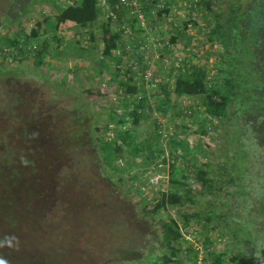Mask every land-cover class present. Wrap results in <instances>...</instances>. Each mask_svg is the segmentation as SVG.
<instances>
[{
    "label": "trees",
    "instance_id": "16d2710c",
    "mask_svg": "<svg viewBox=\"0 0 264 264\" xmlns=\"http://www.w3.org/2000/svg\"><path fill=\"white\" fill-rule=\"evenodd\" d=\"M67 1L52 5L55 8L51 15L42 13L45 15L25 35L8 37L0 33V44L8 48V53L0 48L1 59L5 61L18 56L33 60L34 65L47 67L48 58L58 59L59 48L53 47V43H61L62 29L69 25L88 29L103 14L102 0H72L71 4ZM105 1L104 6L117 16L116 21L108 18L101 24L102 66L96 74H103L112 65L114 76L111 79L115 81L120 72L116 66L119 61L116 52L120 48L121 34L110 25L119 21L120 15L114 9L119 0ZM30 3L38 4L24 0L22 9L27 10ZM146 5L147 8L151 6ZM192 9L201 13V19L205 18L207 23L209 16L213 21L208 40L222 48L218 74L209 83L203 65L190 64L179 69L174 76L173 89L164 80L158 84L157 109L165 114L172 103L170 96L175 99L199 98L198 107L191 108L189 116L200 111L205 119L217 120L226 126L227 141L222 148L226 158L217 162L214 168L209 162L197 165L193 154L187 151L186 142H178L174 152L170 153L172 162L167 191H158L148 203L144 202L146 199H139L137 204L142 217L130 219L129 216L132 223L115 219L105 226L104 231L109 232L110 239L101 247L116 260L114 264H179L183 254H187L188 264H194L196 251L187 243L184 233L190 232L199 221L211 231L220 230V235L229 243L233 241L231 249L211 252L205 264H256L246 255L243 245L247 242L255 246L257 240L264 239L263 232L253 231L254 222L258 224L254 220L255 200L264 191V0H196ZM16 12L12 23L19 20L21 8ZM88 34L93 43L92 32ZM171 40L174 42V37ZM244 68L246 70L242 72ZM4 72L0 70V73ZM63 76L64 87L67 74ZM129 81L117 80L116 83L124 97L134 91V85ZM101 94L94 90L87 93L89 96ZM67 95L72 101L76 100L68 114L76 129L64 136L53 134L49 137L51 144L48 147L40 144L37 135L23 130L17 135L21 147L7 148L4 144L0 153V264H98L103 252L97 250L93 260H88L91 251L81 242L82 231L74 223L70 227L64 224H69L72 211L64 214L62 209L63 195L71 192L65 193L62 183L72 184V192L81 195L76 198L81 213L95 202L92 196L97 197V194L92 188L96 181L109 182L113 196L120 198L125 210L131 211L128 207L133 199L130 191H134L139 181L140 163L162 153L156 151L154 154L148 141L143 140V143L137 135L136 128L147 119L144 96L134 98L129 109L124 106L122 115L108 114L105 130L114 128L113 137L109 138L99 133L90 101L71 92ZM256 96L262 108L260 111L257 108V112L254 108ZM244 97L246 105L241 102ZM84 122L87 125H82ZM78 125L82 126V131ZM215 128L206 124L197 134L203 136ZM0 135L5 141L6 138ZM24 144L35 147H23ZM179 148L183 150V164L177 155ZM176 167L178 173L174 171ZM135 192L139 195V190ZM234 199H238L239 209L234 214H221L220 210L233 207ZM170 209L176 210L175 217L169 215ZM149 218L152 222L146 221ZM221 218L225 220L224 226L220 224ZM144 226L151 230V235L148 229H142ZM244 229H247L246 233ZM121 236L126 237V246L111 245L112 240ZM62 238L68 239V243H62ZM211 241L206 235L204 244L207 246Z\"/></svg>",
    "mask_w": 264,
    "mask_h": 264
},
{
    "label": "rangeland",
    "instance_id": "374dc122",
    "mask_svg": "<svg viewBox=\"0 0 264 264\" xmlns=\"http://www.w3.org/2000/svg\"><path fill=\"white\" fill-rule=\"evenodd\" d=\"M23 1L0 0L1 35L8 37L16 34L25 35L45 14L51 15L54 12L52 8H55L53 7L55 3L62 5V0H32L38 4L30 3L28 9L24 10L22 9ZM195 1L126 0V3H121L119 0L116 7L114 6L120 15L119 21L110 25L113 27L112 30L121 34L120 48L116 52L119 56L116 66L120 72L115 81L111 79L114 76L112 65L103 74H96L102 66L100 57L101 24L108 18L116 21L115 17L117 16L115 12L104 6L105 0L100 3L103 14L91 27L78 29L69 25L66 29H62L61 43H53V47L57 45L59 48L56 53L58 59L48 58L49 66L40 67L34 65L33 60H23L18 56L5 61L0 57L2 64L0 70L5 71L0 73V134L6 138L4 141L0 135L1 154L4 144L7 145V148L18 149L21 147L17 135L18 133L20 135L23 130L37 135L36 139L40 144L48 147L49 137L53 134L64 136L66 132L76 129L68 116L69 111L75 107L76 100L72 101V98L67 95L68 92L86 97L90 101L94 119L100 129L99 133L109 138L113 137L112 129L114 128L108 126L111 131L105 130L108 114L114 112L116 115H122L125 112L124 106L129 109L134 98L139 99L144 96L147 100V119L141 121L136 128L137 135L142 138L143 143V140L148 141L150 151L154 154L156 151H162V153L158 157L153 155L140 163L138 167L139 181L134 186V191L129 190L132 193L130 197L133 198L131 199L132 203L128 206L131 211L125 210L126 206H123L120 198L113 196L112 186L109 182L96 181L92 188V191L97 194V197L92 196L95 202L89 206L88 210L84 209V213H81L80 202L76 199L81 195L72 192V184L62 183L65 193L68 190L71 191L70 194L63 195L62 209L64 214L72 211V217H68L69 224H64L67 227H70L71 223L78 225L77 227L83 233H81V242L83 241L91 251L87 256L88 260H93V253L97 250L103 252L98 264H114L116 262L110 257L111 254L105 253L101 247L103 244L106 245L110 239L109 232L104 231L105 226L115 219L127 220L132 223L130 219H137V216L138 218L142 217L137 204L139 199H146L144 202L148 203L158 191H167L169 188L170 176L168 172L169 164L172 162L170 153L174 152L178 142H186L187 151L193 154L197 165L209 162L211 168H214L217 162H222L221 159L226 158L222 149L227 141L226 126L217 120L205 119L200 111L191 113L189 116L191 108L198 107L199 98L175 99L174 96H170L172 103L166 108V113L157 109V95H160L158 84L164 80V83L173 89L174 76L178 74L179 69L190 64L203 65L208 72L206 81L209 83H212L218 74L217 68L222 62L220 57L222 48L216 45V42H209L208 32L213 21L210 16L207 20L209 24L205 18L201 19V13H196L192 9V3ZM146 3L151 6L147 8ZM19 8H21L19 20L12 23ZM89 32H92L93 43ZM173 37L174 42L171 40ZM0 48L8 53V48H5L4 44H0ZM260 63L256 65L258 73L260 72L258 67ZM245 70L244 68L242 72ZM262 73L264 72L262 71ZM62 74H67L64 87L62 86L64 77ZM254 76L257 75L254 73ZM129 79V83L134 85V91L130 96L124 97L123 90L119 89L116 83L117 80L126 82ZM224 83L227 85V82ZM89 90L103 94L89 96L87 95ZM257 100L256 96L254 105L256 112L257 108L259 111L262 109L261 101ZM245 101V97L241 99V102ZM243 108L244 106L241 107V109ZM206 124L214 125L215 130H210L208 134L199 136L197 131ZM82 125H87V123L84 122ZM79 128L82 131V126L78 125ZM34 144H24L23 147L34 149ZM177 151H180L177 155L182 163L183 150L179 148ZM245 153L247 152L245 151ZM125 159L131 162L127 157ZM164 160L165 162H163ZM78 168L80 167L77 166ZM174 171L178 173V167L174 168ZM262 184H264V178ZM126 187L129 189L130 186ZM138 190L139 195H136L135 191ZM233 201L232 208H224L220 210V213L234 214L240 205L238 199ZM116 211L119 213L118 215ZM175 211V209H170L168 213L175 217ZM259 213L264 215V191L263 195H258L255 200L254 220L258 224L256 225L254 222L255 230H253L254 232L260 230L264 233V216ZM162 216L166 218V213H163ZM86 217L88 218L86 219ZM146 221L152 222L150 218ZM142 222L145 224L144 220ZM224 222L225 220L221 218L222 226H224ZM156 226L158 228L157 222ZM77 227L73 226L78 229ZM142 229H148L147 232L149 231L148 233L151 235V230L148 227L144 226ZM219 231L218 229L211 231L203 221H199L197 226L191 227L190 232L184 233L187 243L196 251L197 257L194 264H205V259L211 252L233 247V241L229 243L227 238L220 235ZM243 232L246 233L247 229H244ZM206 235L212 240L207 246L204 244ZM256 242L255 246H251L247 242L244 243V251L256 264H264V239H259ZM62 243L67 244L68 239L62 238ZM127 244L128 241L123 236L112 240L111 243L118 247H124ZM190 257L192 256L189 255ZM179 264H188L187 254H183L179 258Z\"/></svg>",
    "mask_w": 264,
    "mask_h": 264
},
{
    "label": "built area",
    "instance_id": "2783aa9c",
    "mask_svg": "<svg viewBox=\"0 0 264 264\" xmlns=\"http://www.w3.org/2000/svg\"><path fill=\"white\" fill-rule=\"evenodd\" d=\"M121 3H126V0H120ZM68 4H71L72 3V0H68L67 1Z\"/></svg>",
    "mask_w": 264,
    "mask_h": 264
}]
</instances>
